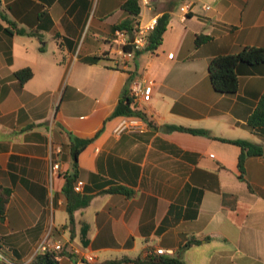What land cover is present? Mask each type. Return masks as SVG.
<instances>
[{
  "label": "crops",
  "instance_id": "0c3cea01",
  "mask_svg": "<svg viewBox=\"0 0 264 264\" xmlns=\"http://www.w3.org/2000/svg\"><path fill=\"white\" fill-rule=\"evenodd\" d=\"M124 1L0 0V264H28L45 235L62 244L60 264L148 249L186 264H264V150L244 158L240 178L233 142L264 148V126L247 125L264 62L243 67L234 93L215 91L208 75L212 58L264 47V0H182L157 48L132 56L116 36ZM137 1L146 33L164 0ZM198 35L207 38L196 44ZM23 68L32 74L19 87ZM134 79L151 85L130 104L146 128L116 133L123 114L114 110ZM70 135L90 139L76 179L91 196L71 224L62 190Z\"/></svg>",
  "mask_w": 264,
  "mask_h": 264
},
{
  "label": "trees",
  "instance_id": "16d2710c",
  "mask_svg": "<svg viewBox=\"0 0 264 264\" xmlns=\"http://www.w3.org/2000/svg\"><path fill=\"white\" fill-rule=\"evenodd\" d=\"M182 0H164V8L166 9L157 19L154 27L145 35V45L141 50H135L137 55L143 50L154 51L161 43L162 34L169 21L170 11H172ZM121 9L127 13V17L115 26V29H123L129 33L130 38L134 36V32L138 29L137 16L139 14V5L137 0H126L121 4ZM20 32V31H18ZM206 36L198 35L195 39L196 44H200L206 40ZM130 41V40H129ZM124 51H131L132 44L129 42L123 45ZM101 57L94 56L91 61L97 62ZM264 62V47L245 46L239 52L233 54H222L212 58L208 64L209 80L215 91L221 93H234L238 86V75L243 71L245 66H253ZM29 68H23L14 72V76L18 80V86L31 76ZM133 101L130 97L122 96L120 98L114 114L120 115H136L145 118V115L130 107ZM247 125L251 128L264 126V91L259 97L258 103L247 119ZM178 130H186L193 133H205L203 130L190 129L184 127H175ZM90 139H81L70 135V154H71V171L65 175V183L62 188L66 197V210L70 224L73 221V212L79 208H84L88 205L91 196L77 192L73 188V184L77 178L78 164L77 158L79 152L86 146ZM234 143L240 146L241 153L238 158V168L243 174L244 158L248 155H260L264 148L257 143L248 140L237 139ZM119 190V189H116ZM6 199L0 196V215L4 212ZM196 239L188 240L185 246L191 243H197ZM63 250L59 251H40L38 250L28 264H60L59 258ZM119 261L129 262L130 264H186L180 257L170 254H155L150 253L144 256L135 258L121 257L110 260H105L99 264H116Z\"/></svg>",
  "mask_w": 264,
  "mask_h": 264
},
{
  "label": "built area",
  "instance_id": "2783aa9c",
  "mask_svg": "<svg viewBox=\"0 0 264 264\" xmlns=\"http://www.w3.org/2000/svg\"><path fill=\"white\" fill-rule=\"evenodd\" d=\"M143 6H149L150 0H140ZM181 6L182 8L187 7L186 3ZM156 21L153 19V22L150 25V30L154 27ZM148 32V31H147ZM145 31L138 27V29L134 32V37L129 41L126 36L127 31L123 29H116V36L118 40L121 42V52L124 56H132L134 55L135 50H141L145 45V35L147 34ZM131 42L132 50L124 51L123 45ZM151 85L150 83H145L141 79H134L130 83V97L134 104H138L142 99L150 94ZM146 128V123L144 120L136 115H122L119 123L116 125L114 131L116 133L129 132V133H139L142 132ZM58 151V150H57ZM59 169V162L52 161L51 166L49 168L50 176H53ZM83 182L81 180L76 179L73 188L75 191L80 192L82 190ZM38 250L40 251H59L62 249L61 243H56L52 241L48 235H45L38 243ZM155 253V254H163L165 251L163 249H148L145 251V255ZM86 260L89 262H94V256L91 254L86 255Z\"/></svg>",
  "mask_w": 264,
  "mask_h": 264
}]
</instances>
